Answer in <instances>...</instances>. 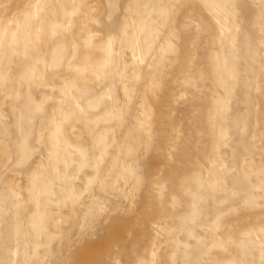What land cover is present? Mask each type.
Masks as SVG:
<instances>
[{
	"label": "rangeland",
	"instance_id": "obj_1",
	"mask_svg": "<svg viewBox=\"0 0 264 264\" xmlns=\"http://www.w3.org/2000/svg\"><path fill=\"white\" fill-rule=\"evenodd\" d=\"M86 259L264 264V0H0V264Z\"/></svg>",
	"mask_w": 264,
	"mask_h": 264
},
{
	"label": "bare ground",
	"instance_id": "obj_2",
	"mask_svg": "<svg viewBox=\"0 0 264 264\" xmlns=\"http://www.w3.org/2000/svg\"><path fill=\"white\" fill-rule=\"evenodd\" d=\"M93 257H94V255L90 256V258H88V259H92ZM88 259L84 260L83 261V264H86V262L88 261Z\"/></svg>",
	"mask_w": 264,
	"mask_h": 264
}]
</instances>
